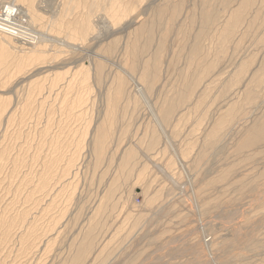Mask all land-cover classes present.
Listing matches in <instances>:
<instances>
[{
  "label": "rangeland",
  "instance_id": "1",
  "mask_svg": "<svg viewBox=\"0 0 264 264\" xmlns=\"http://www.w3.org/2000/svg\"><path fill=\"white\" fill-rule=\"evenodd\" d=\"M93 1L33 0L34 30L26 16L9 20L29 33L20 42L46 40L39 61L15 41L0 59V264H264V139L239 146L264 114V79L248 87L254 109L243 105L247 80L236 83L264 72V26L251 21L264 0L225 44L228 13L246 0H140L115 26L109 0ZM205 9L218 29L198 41ZM85 15L93 31L77 41ZM198 43L196 61L214 69L200 87L189 59ZM241 106L222 141L206 144ZM98 127L109 133L101 157ZM232 218L255 223L239 241L223 234Z\"/></svg>",
  "mask_w": 264,
  "mask_h": 264
},
{
  "label": "bare ground",
  "instance_id": "2",
  "mask_svg": "<svg viewBox=\"0 0 264 264\" xmlns=\"http://www.w3.org/2000/svg\"><path fill=\"white\" fill-rule=\"evenodd\" d=\"M1 1V0H0ZM2 1H5V0H2ZM1 1V3L0 4H2L3 2ZM95 1V0H94ZM93 1V2H94ZM97 1V0H96ZM108 1V0H107ZM106 1V2H107ZM140 0H132V1H130L129 2V0H128V2H127V0H109V4H108V8L106 9V13H104L105 14V16L111 21V23H112V25H116V24H119L120 25V23H118L119 21L121 22L122 21V19H121V16L123 15L124 16V14H126V13H128L132 8H133V2L135 3V6H137L136 5V3L138 2V3H140L139 2ZM143 1V0H142ZM229 1V0H228ZM235 1V0H234ZM18 2V0H14L13 2L12 1H8V2H4V5L3 6H1L0 7V21L1 22H6V23H10L9 22V20H11L12 18L13 19H15V17L14 16H19L18 18H20V17H22V16H26L27 18H29V21H28V23H26V21L25 20H23L22 18H21V22L23 21V23L25 22L26 23V25L27 26H31L30 24H32V23H35L37 20H39V17L37 16V14H35L34 13V11H32L33 10V0H20V2H22L23 4L24 3H28V5H27V8H23V6H21L19 3H17ZM105 2V1H104ZM251 2H252V0H246V2L244 3H242L241 4V6L239 7V6H237L238 8L237 9H235V10H233V11H231V12H229L228 13V21L226 22V24L223 26L224 28H223V31L221 32L222 33V35H221V42L222 43H224L225 44V42L226 41H228L229 39H231L235 34H236V32L238 31V26L239 25H241L242 23H244L247 19H246V17H245V15H244V13H245V11H247V8L250 6V4H251ZM258 2V1H257ZM96 4H98L97 2H95ZM94 3V4H95ZM137 3V4H138ZM93 4V3H92ZM94 4H93V6H94ZM107 4V3H106ZM99 6H101V8H102V4L101 5H99ZM104 6V5H103ZM223 6V5H222ZM93 8V7H92ZM97 8V7H96ZM100 8V9H101ZM135 8V7H134ZM236 8V7H235ZM163 11V8L162 9H160L159 11H158V14H161V12ZM105 12V11H104ZM131 12V11H130ZM37 13V12H36ZM89 14V13H88ZM83 17V16H82ZM12 19V20H13ZM58 19V18H57ZM20 21V20H19ZM217 21H218V15H217V12L215 11V12H213V11H210V10H208V9H205L203 12H202V14H201V31H202V35L200 34L198 37H197V40L199 41V40H201L202 39V36H205V35H203L204 33H203V31L205 30V29H207L211 24H213V25H215V27L214 28H216L217 27V29H218V24H217ZM251 21H252V24H256V26H260V27H263L264 26V18H259V17H255L254 16V18H252L251 19ZM133 22H131V24H132ZM53 25H54V23H53ZM119 25H117V26H119ZM212 26V25H211ZM210 26V27H211ZM226 26V27H225ZM19 27V26H18ZM52 27V26H51ZM77 27H79V29H78V33L77 34H79V35H81V38H79V37H76L77 38V41L78 40H80V39H82V40H80V41H83L84 39L85 40H87L86 38L88 37V36H90L89 34H92V21L90 20V17H88V16H84L83 17V19L82 20H80V23H77ZM144 27V26H143ZM209 27V28H210ZM31 28L33 29V27L31 26ZM55 28V27H54ZM56 29V28H55ZM20 30V29H19ZM28 30V29H27ZM34 30V29H33ZM32 30V31H33ZM139 30V31H138ZM137 30V34L140 36L141 34H145L146 36H147V39H148V37H150L151 38V35H149L150 34V31H149V29L148 28H139ZM208 30V29H207ZM70 32V31H69ZM205 32V31H204ZM37 33V32H36ZM13 34H15L14 33V31L12 30V29H10L8 26H6V25H2V24H0V47H1V49H2V51H1V57H0V59L1 60H3L4 59V57L6 56V51H4V50H6L7 48H10L11 47V41H15V42H19V43H22V42H20L19 40H18V38L16 39V36H15V38H14V35ZM24 34H29L28 32H26V33H24ZM23 34V35H24ZM37 34H39V33H37ZM124 34V33H123ZM23 35L21 34V36L20 37H23ZM34 35V34H33ZM36 35V34H35ZM34 35V36H35ZM73 34H71V36H72ZM74 35H76V34H74ZM37 36V35H36ZM67 36V35H66ZM69 36H70V34H69ZM68 36V38H70ZM92 36V35H91ZM144 36V35H143ZM239 36V35H238ZM17 37H19V36H17ZM19 37V38H20ZM25 37V36H24ZM30 36L28 35L27 36V38H23L24 39V42L25 41H27L26 43L27 44H25V43H22V44H25L26 46L28 45V46H30L29 48L28 47H26V48H24V49H27V52H29L28 53V59H30V60H28V61H31V62H36V61H39L41 58H42V56L44 55V53H42L43 51H41V50H38L36 47V43H37V41H40V42H42V41H45L46 39L42 36V35H39V38H38V36H37V38H33V37H31V38H29ZM73 37V36H72ZM71 37V38H72ZM73 38H75V36L73 37ZM145 38V37H144ZM135 39H136V35H135ZM144 40V39H143ZM36 41V42H35ZM49 41V40H48ZM76 41V40H75ZM33 42V43H32ZM35 42V43H34ZM147 43V42H146ZM149 43H150V41H149ZM221 43V44H222ZM200 43H198V44H194V46H192L193 47V50H192V54L191 55H189V59H190V62L191 63H193V66H194V72L192 73V74H194V76H195V82H197V86L198 87H200V86H202V84L205 82L204 81V78L206 77V76H208L209 74H210V72L212 71V70H214L213 69V67L211 66V65H208V64H205V61H204V64L202 63L203 61H202V59H204L203 58V56H200ZM18 47V46H17ZM19 47L20 48H22V46H20L19 45ZM15 48H16V46H15ZM134 48H136V45L134 46ZM134 48H132V52H134L136 49H134ZM18 49V48H17ZM23 49V48H22ZM33 49V50H32ZM9 50V49H8ZM21 50V49H20ZM23 51V50H22ZM26 51V50H25ZM136 52V51H135ZM24 53V52H23ZM220 55V54H219ZM136 56V55H135ZM202 57V59L201 58H199V61H202V62H198V61H196V58H198V57ZM134 59V58H133ZM201 59V60H200ZM136 60H137V58H136ZM136 60H134V61H136ZM264 60V59H263ZM190 63V64H191ZM264 64V63H263ZM262 64V65H263ZM192 65V64H191ZM99 66V68H101V66L100 65H98ZM120 66V65H119ZM134 66V65H133ZM99 68H98V70H99ZM259 69L261 68V70L262 69H264V65H263V68L262 67H258ZM96 69H97V67H96ZM245 69H247V67L245 68V66H243L242 67V69H241V71H242V74H243V71L245 70ZM258 69V70H259ZM264 71V70H263ZM81 72V71H80ZM264 73V72H263ZM262 73V75H255V74H253V73H249L248 72V74L247 73H245V74H247L248 76H246L245 74L243 75V77L238 81V82H236L237 84L238 83H241L240 84V86L242 85V83H244V81H246L247 80V84L245 85H243V86H241L242 88H243V91L246 93V97H245V99H244V103H243V105L244 106H246L247 108H255L257 105H258V103L256 102L257 101V95H255V97H254V95H253V93H255V91L254 92H252V91H250V88H249V90H248V87H249V85H250V83H252V81H253V83L255 84V85H252L251 84V86L250 87H252V88H254V87H259V85L261 84V83H263V79H264V74ZM82 74V73H81ZM80 74V75H81ZM241 74V73H240ZM76 75V74H75ZM239 75V74H238ZM72 77V76H71ZM75 77V76H74ZM73 78V77H72ZM88 77H87V75H85L84 74V76L82 77V79L81 80H83L82 82H84V81H86V80H88L87 79ZM143 79L145 78V76H143L142 77ZM247 78V79H246ZM80 79V78H79ZM208 79V78H207ZM80 82V81H79ZM233 82V81H232ZM235 82V81H234ZM145 84V83H144ZM148 86V85H147ZM261 86V85H260ZM149 88H150V86H148ZM148 87H146V88H148ZM247 87V88H246ZM245 89H247V90H245ZM255 89V88H254ZM256 90V89H255ZM191 90H190V87L188 86V85H183L182 86V91H180L182 94H187V93H189ZM120 92V91H119ZM77 99V101L79 102V103H83V98L82 99H79V98H76ZM259 100V99H258ZM264 101V100H263ZM76 102V101H75ZM262 101H260V103H261ZM242 105V106H243ZM242 106L241 107H239V108H237V109H234V112L229 116V119H227V118H223L220 122L218 121V123H216L213 127H212V129L210 130V132L209 133H211L210 135V137H209V139H207L206 138V144H216V143H218V142H220V141H222V136L224 137L226 134H227V130H228V128L229 127H231L232 126V123L233 122H235V119L234 118H236L235 116H236V114H237V112H240L241 113V110H242ZM250 110V109H249ZM171 112V108H166V109H164L163 111H162V117L163 118H165V117H167L168 116V113H170ZM264 113V112H263ZM9 116V115H8ZM6 117H7V115H6ZM157 120V119H156ZM230 124V125H229ZM96 135H95V143H94V146H93V148H94V151H95V153L97 154L96 156H98V157H101V155H102V152H103V150L105 149L104 147H106V144H105V142H106V140L108 139V134L106 133V131L105 130H103L102 128H97L96 129ZM247 134H248V136H247V138H245L246 136L244 135V138H245V140L244 139H242V140H244L242 143H241V141H240V148H242V150L246 147V148H248L250 145H252V143L255 141H253L252 139L255 137V138H257V137H261V138H263L264 139V114L260 117V119H258V121L257 122H254V124H253V126L252 127H250L249 128V133H248V130H247V132H246ZM221 138V140L219 141V139ZM254 138V139H255ZM107 142H108V140H107ZM106 142V143H107ZM239 148V147H238ZM242 150H239V151H242ZM148 157V156H147ZM149 160V159H148ZM154 164V163H153ZM166 169V168H165ZM141 192V191H140ZM140 194V193H139ZM261 195V194H260ZM264 197V196H263ZM261 200V199H260ZM261 202V201H260ZM260 202H257V203H260ZM257 203L255 202V208L257 207V208H259L260 206H262L263 207V205H260L259 206V204L257 205ZM250 204H253V203H250ZM257 205V206H256ZM248 206V205H247ZM253 206V205H252ZM259 206V207H258ZM251 207V206H250ZM262 207H260V208H262ZM254 208V207H253ZM251 209H252V207H251ZM253 210V209H252ZM255 211V210H254ZM223 215V214H222ZM232 215H233V213H232ZM262 215H264V214H262ZM226 216V215H225ZM227 216H228V214H227ZM223 217V216H222ZM230 217H233V216H230ZM238 217H240V216H238ZM264 217V216H263ZM226 219H229V216H228V218L226 217ZM233 219V221H234V223H236L237 222V224H234V225H228L227 226V228H225L224 229V235H229L230 237L229 238H231V237H234V239H237V241H239L240 239H241V237H242V231L244 230V229H247L249 226H251V225H253V221H249V222H247V221H239L240 223H238V221L237 220H234L235 218H232ZM239 219V218H238ZM263 219V218H262ZM230 220V219H229ZM228 220V221H229ZM240 220H241V218H240ZM231 221V220H230ZM250 222H253V223H250ZM258 222H259V220H258ZM263 222V221H262ZM226 223V222H225ZM224 223V224H225ZM260 223H261V221H260ZM232 224V223H231ZM255 224V223H254ZM260 225V224H259ZM262 225V224H261ZM260 225V226H261ZM224 226V225H223ZM259 226V227H260ZM263 226V225H262ZM225 227H226V225H225ZM251 229H253V227H251ZM263 229V228H262ZM220 231V230H219ZM247 232V231H246ZM252 238V237H251ZM239 239V240H238ZM250 240H252V239H250ZM250 242V241H249ZM233 244L235 243V241L234 242H232ZM252 243V242H251ZM256 244V243H255ZM240 245V244H239ZM248 245V244H247ZM263 245V244H262ZM258 246H259V243H258ZM251 247H253V246H251ZM263 247V246H262ZM255 249V248H254ZM258 249V248H257ZM256 249V250H257ZM196 250V249H195ZM218 251V250H217ZM220 256V255H219ZM201 257V256H200ZM216 257V256H215ZM215 259V258H214ZM219 259H221V258H219ZM217 260V259H216ZM208 261V260H207ZM196 263V262H195Z\"/></svg>",
  "mask_w": 264,
  "mask_h": 264
},
{
  "label": "built area",
  "instance_id": "3",
  "mask_svg": "<svg viewBox=\"0 0 264 264\" xmlns=\"http://www.w3.org/2000/svg\"><path fill=\"white\" fill-rule=\"evenodd\" d=\"M0 24H4V25H6V26H8L10 29H12L13 31H14V33L15 34H13L14 36H17V35H23L24 33L23 32H21L18 28H16V27H14V26H12V25H9V23H6V22H1L0 21Z\"/></svg>",
  "mask_w": 264,
  "mask_h": 264
}]
</instances>
